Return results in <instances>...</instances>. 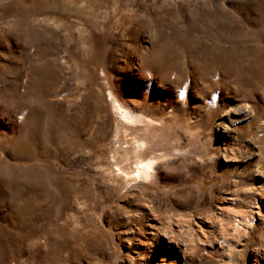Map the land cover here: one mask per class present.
I'll return each mask as SVG.
<instances>
[{
  "label": "rangeland",
  "instance_id": "rangeland-1",
  "mask_svg": "<svg viewBox=\"0 0 264 264\" xmlns=\"http://www.w3.org/2000/svg\"><path fill=\"white\" fill-rule=\"evenodd\" d=\"M0 264H264V0H0Z\"/></svg>",
  "mask_w": 264,
  "mask_h": 264
},
{
  "label": "bare ground",
  "instance_id": "bare-ground-1",
  "mask_svg": "<svg viewBox=\"0 0 264 264\" xmlns=\"http://www.w3.org/2000/svg\"><path fill=\"white\" fill-rule=\"evenodd\" d=\"M111 104L116 113H118L123 118L128 119L130 117V112L126 110L114 97L111 96ZM151 161V160H150ZM145 162L141 165H137V175H146L150 169L151 162ZM140 163V162H139ZM143 177V176H141Z\"/></svg>",
  "mask_w": 264,
  "mask_h": 264
}]
</instances>
